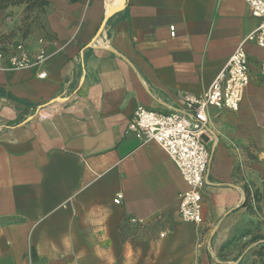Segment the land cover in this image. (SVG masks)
<instances>
[{
  "label": "crops",
  "instance_id": "0c3cea01",
  "mask_svg": "<svg viewBox=\"0 0 264 264\" xmlns=\"http://www.w3.org/2000/svg\"><path fill=\"white\" fill-rule=\"evenodd\" d=\"M115 1L46 0L40 23L3 26L31 53L43 40L48 56L23 69L0 59V264H260L259 46L245 44L250 81L239 108L207 110L201 224L179 215L186 183L168 153L126 131L137 105L168 112L183 93L204 92L259 20L244 0H124L102 25ZM245 187L260 196L258 211L242 206Z\"/></svg>",
  "mask_w": 264,
  "mask_h": 264
},
{
  "label": "built area",
  "instance_id": "2783aa9c",
  "mask_svg": "<svg viewBox=\"0 0 264 264\" xmlns=\"http://www.w3.org/2000/svg\"><path fill=\"white\" fill-rule=\"evenodd\" d=\"M253 17L259 20L257 26L246 35L228 57L225 66L199 95L183 93L180 109L168 112L137 105L126 125V131L133 133L141 142L155 141L169 155L178 167L186 189L178 195V212L183 221L197 225L202 223V189L208 183L206 173L210 160L208 141L211 131L208 127V108L237 110L245 88L250 81L247 42H253L261 49L258 73L264 76V0H244ZM175 35L174 25L169 27ZM31 53L24 40L0 42V59L6 58L11 69H23L42 64L47 58L45 43ZM46 76L40 71L38 77ZM122 194L117 192L114 203H120ZM130 223L143 226L141 219L131 217ZM162 236L163 233H160Z\"/></svg>",
  "mask_w": 264,
  "mask_h": 264
},
{
  "label": "trees",
  "instance_id": "16d2710c",
  "mask_svg": "<svg viewBox=\"0 0 264 264\" xmlns=\"http://www.w3.org/2000/svg\"><path fill=\"white\" fill-rule=\"evenodd\" d=\"M31 1H36L40 5H43L46 3V0H0V10L5 9L8 6L15 5V4H26V6H28V2H31ZM244 193L245 195H244V201L242 203V206L246 207L248 212H251V213L254 211H258L259 206L257 205V203L260 200V196L257 194V192L254 191L251 194L249 189L245 187ZM260 223L261 221L257 220L256 226H255L257 233L254 236H252V240L257 242L256 244L257 249L254 250V252L259 257V262L260 264H264V235L259 232ZM252 229L253 228L250 229L247 227L240 229L239 232L235 234L234 237L230 240V242L237 237H241V236H244L245 234H248L249 230H252ZM225 246L227 245H224L223 247ZM227 264H231V263H227Z\"/></svg>",
  "mask_w": 264,
  "mask_h": 264
},
{
  "label": "rangeland",
  "instance_id": "374dc122",
  "mask_svg": "<svg viewBox=\"0 0 264 264\" xmlns=\"http://www.w3.org/2000/svg\"><path fill=\"white\" fill-rule=\"evenodd\" d=\"M11 7L7 10L3 9V13L1 15L0 20V42L8 41L9 37H14V34L11 35L10 32L14 31L8 28L5 32L3 31V26L8 27V25H12L15 28L22 29L24 27V22L27 19H31V21L36 20L37 23H40V12L43 9L42 5H40L36 1L28 2V6L26 4H15L10 5ZM16 15L17 20L14 21V16ZM16 21L19 24H16ZM10 31V32H9Z\"/></svg>",
  "mask_w": 264,
  "mask_h": 264
},
{
  "label": "water",
  "instance_id": "95a60500",
  "mask_svg": "<svg viewBox=\"0 0 264 264\" xmlns=\"http://www.w3.org/2000/svg\"><path fill=\"white\" fill-rule=\"evenodd\" d=\"M124 1V0H123ZM123 6V2H122V5L120 6H116V7H110L108 9V11H106L105 13V17H104V20H103V23L102 25L106 22V20L113 14L115 13L116 11H118L121 7Z\"/></svg>",
  "mask_w": 264,
  "mask_h": 264
},
{
  "label": "bare ground",
  "instance_id": "6f19581e",
  "mask_svg": "<svg viewBox=\"0 0 264 264\" xmlns=\"http://www.w3.org/2000/svg\"><path fill=\"white\" fill-rule=\"evenodd\" d=\"M122 1L123 0H116L115 4H113V2H111L109 5H107V8L114 7V6H119V5H121Z\"/></svg>",
  "mask_w": 264,
  "mask_h": 264
}]
</instances>
